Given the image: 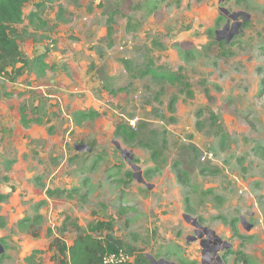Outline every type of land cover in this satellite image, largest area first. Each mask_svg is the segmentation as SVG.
Instances as JSON below:
<instances>
[{
	"label": "rangeland",
	"instance_id": "374dc122",
	"mask_svg": "<svg viewBox=\"0 0 264 264\" xmlns=\"http://www.w3.org/2000/svg\"><path fill=\"white\" fill-rule=\"evenodd\" d=\"M17 28L28 65L0 74V264H60L56 239L109 232L146 264H202L184 214L227 245L222 264H264V0H30ZM40 55L58 69L42 74Z\"/></svg>",
	"mask_w": 264,
	"mask_h": 264
},
{
	"label": "trees",
	"instance_id": "16d2710c",
	"mask_svg": "<svg viewBox=\"0 0 264 264\" xmlns=\"http://www.w3.org/2000/svg\"><path fill=\"white\" fill-rule=\"evenodd\" d=\"M30 0H0V74L8 76L11 79L23 75L25 67L28 63L22 58V51L18 43L17 26L24 22V8ZM62 15L65 10L61 9ZM114 13H111L107 19L108 38L112 41L115 32ZM30 23L37 21V14L33 12L29 17ZM126 68L129 69L127 61L124 62ZM18 64L22 66L17 67ZM34 65L46 74L49 69H58L57 65H51L43 60V55L38 56L34 60ZM66 69V68H64ZM147 74L151 71L146 72ZM145 73V74H146ZM155 74V72H154ZM22 121L25 125H29L32 120L27 116L25 109H21ZM80 120L87 117H93L94 113L78 112ZM41 120H33L40 122ZM63 193L61 190H48L49 197ZM112 227H110V230ZM37 236L38 234H33ZM58 248L60 264H104L103 258L105 254L117 251L121 248L126 249L131 254L135 249L127 245L121 238L114 236L109 232L100 239L91 233H80L71 245L61 243L60 239L54 241ZM130 264H146L143 256L137 255L135 262Z\"/></svg>",
	"mask_w": 264,
	"mask_h": 264
},
{
	"label": "water",
	"instance_id": "95a60500",
	"mask_svg": "<svg viewBox=\"0 0 264 264\" xmlns=\"http://www.w3.org/2000/svg\"><path fill=\"white\" fill-rule=\"evenodd\" d=\"M238 15H239L238 13H234V14H232V17L236 19L238 17ZM115 144L121 150L122 156L128 160L129 165L132 167V169H134V171H135L134 177L136 179H138L139 182L145 183L146 181L142 176L141 168L138 165L133 163L134 157H133V155H131V152L124 150L119 142H115ZM148 186L150 188L152 187V185H149V184H148ZM184 218L187 222H190L196 228V235L191 236L190 240L194 241V240H197L199 238L201 239L204 236V234L200 231L201 229L204 230L206 237L213 235V236H215V238L220 239L214 230L207 228V227L203 226L202 224H200V222L198 221L197 218H194L189 214H185ZM203 248H204V250L202 252V255H203V261H205L204 255H205L207 250L205 249L204 245H203ZM219 260L222 262L221 257H219Z\"/></svg>",
	"mask_w": 264,
	"mask_h": 264
},
{
	"label": "flooded vegetation",
	"instance_id": "af4514ba",
	"mask_svg": "<svg viewBox=\"0 0 264 264\" xmlns=\"http://www.w3.org/2000/svg\"><path fill=\"white\" fill-rule=\"evenodd\" d=\"M228 29V28H227ZM227 29H225V31L224 32H226L227 31ZM203 234H204V236L200 239H197V240H194V241H199L200 242V245L203 247V245L205 246V249L207 250L206 251V253H205V255H204V258H205V261H203V263L204 264H213V261L215 262V264H222L223 262H221L220 260H219V257H220V255H218V252H219V248L222 246H227L221 239H217V238H215V236H213V235H210L209 237H206V235H205V232H204V230L203 229H201L200 230ZM194 233H195V235H196V228H195V230H194ZM194 235V236H195ZM206 240V241H205ZM226 248H228L229 249V247H226ZM203 250H204V248H203ZM218 251V252H217ZM207 253H209V254H207ZM206 255H208L207 257H208V259H207V257H206ZM228 256V255H227ZM227 256H221L222 257V261L224 260V258H226ZM210 259V260H209ZM212 259H213V261H212ZM161 262H159V264H160ZM152 264H158V263H156V262H153L152 261Z\"/></svg>",
	"mask_w": 264,
	"mask_h": 264
},
{
	"label": "built area",
	"instance_id": "2783aa9c",
	"mask_svg": "<svg viewBox=\"0 0 264 264\" xmlns=\"http://www.w3.org/2000/svg\"><path fill=\"white\" fill-rule=\"evenodd\" d=\"M133 255L126 249L121 248L117 251L105 254L103 258L104 264H130L132 263Z\"/></svg>",
	"mask_w": 264,
	"mask_h": 264
},
{
	"label": "crops",
	"instance_id": "0c3cea01",
	"mask_svg": "<svg viewBox=\"0 0 264 264\" xmlns=\"http://www.w3.org/2000/svg\"><path fill=\"white\" fill-rule=\"evenodd\" d=\"M80 147H81V146H77V149L80 150V149H81ZM184 216H185V214H184ZM245 226H246V225H245ZM249 228H251V226H250V227L248 226V229H249ZM190 237H191V236H188V237H187V242L192 241V240H190ZM192 242H197V241H192ZM71 244H72V243H71ZM71 244H69V245H71ZM199 245H200V242H199ZM200 247H201V253H202V252H203V247H202L201 245H200ZM134 262H135V259L133 258L132 263H134ZM202 264H204V263H203V256H202Z\"/></svg>",
	"mask_w": 264,
	"mask_h": 264
}]
</instances>
